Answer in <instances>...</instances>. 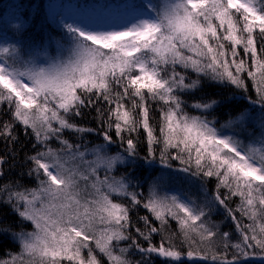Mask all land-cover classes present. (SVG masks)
I'll use <instances>...</instances> for the list:
<instances>
[{
  "label": "snow or ice",
  "instance_id": "snow-or-ice-1",
  "mask_svg": "<svg viewBox=\"0 0 264 264\" xmlns=\"http://www.w3.org/2000/svg\"><path fill=\"white\" fill-rule=\"evenodd\" d=\"M63 27L54 56L46 47L25 52L0 44V110L11 115L0 123V138L15 145L17 124L31 134L27 175L36 180L31 187L17 180L0 184V204L32 226L14 231L0 225V235L19 244L0 264H102L101 256L107 264H145L130 258L134 250L179 262L185 253L170 236L151 242L170 220L188 246L187 258L264 260V0H130L114 16L74 19ZM189 70L198 78L188 77ZM199 77L244 92L251 80L257 99L249 100L259 106L258 118L246 108L218 126L208 118L217 99L194 102L200 114H191L183 96L200 86ZM153 104L160 109L158 130ZM85 109L96 112L101 143L86 142L84 134L97 129L75 120ZM117 142L121 150L113 154ZM6 163L0 156V178ZM155 164L170 178L214 177L216 190L201 205L183 193L161 195V178L149 177V195L142 198L134 190L141 178L135 169ZM121 168L126 174H118ZM237 197L239 204L229 207L226 202ZM217 204L236 224L235 243L210 221ZM136 206L159 223L143 216L144 227L136 226Z\"/></svg>",
  "mask_w": 264,
  "mask_h": 264
},
{
  "label": "trees",
  "instance_id": "trees-1",
  "mask_svg": "<svg viewBox=\"0 0 264 264\" xmlns=\"http://www.w3.org/2000/svg\"><path fill=\"white\" fill-rule=\"evenodd\" d=\"M51 0H0V33L5 32L9 34L14 40L19 42V46L23 47L25 52H31L33 50L40 51L41 48L46 47L48 55H56V47L54 41L64 36L66 29L60 24L57 17H53L50 14L48 4ZM77 5H95L101 4L103 7H109L111 5L119 6L126 0H67ZM17 16L18 22L14 24L12 18ZM19 26V27H18ZM51 41V43H49ZM43 42V44H42ZM259 48V43H258ZM241 56L243 52L241 51ZM250 62V61H249ZM188 77L195 80L197 74L192 71L187 72ZM201 83L195 90L185 93L183 98L187 104V110L193 115H199L200 112L192 108V104L197 101H204L208 99H217L220 101L219 106L208 117L209 119L215 118L219 124H223L230 115L234 116L239 111L246 108H250L253 117L258 118L260 109L257 105H251V100L257 99L255 87L251 80L248 81V90L236 89L233 86L225 87L222 84L213 82L206 77H199ZM104 105L101 104V107ZM152 123L153 126L159 128L160 122V109L156 104L152 105ZM11 119V115L6 110H0V123ZM76 122L81 126L97 129L96 132L85 133L84 139L90 144L101 143L103 138L100 135V125L96 119V112L94 109H85L81 117L75 118ZM253 124L257 125L256 131L258 132V119L253 121ZM252 128V124L249 125ZM14 134L17 137L15 145H7L3 138H0V156H5V176L0 178V184L17 180L21 181L25 185L31 187L35 186L36 180L34 176L27 175L30 162L27 161V156L34 152L32 147L34 138L24 134L23 128L17 124ZM72 139L76 137L70 136ZM118 139V138H117ZM246 139V138H245ZM14 147L15 151H11ZM138 149L141 157L145 155L146 142L145 133L141 131L139 133ZM121 150L120 144L117 142L111 146V152L114 154L116 151ZM11 153V154H10ZM179 162H174V168L171 170L175 173L176 166ZM134 169H127V172H132ZM140 179L134 181L135 191L141 193L142 198H146L149 195V185L151 181L149 177H160V192L161 195H165V192L172 191L177 188L183 189L184 193L196 200L201 205L204 204L206 197L210 199L214 194L217 187L216 178L201 179L192 177L193 179L177 178L175 175L171 178L168 175V170L162 169V166L155 164L152 169H135ZM119 175L126 174L125 170L121 168ZM185 174V175H184ZM179 176H188L186 173H179ZM221 193H224V189L221 188ZM229 207L235 208L239 204V198H233L226 202ZM215 223L219 227L220 232H228L231 237V242L235 243L239 239V233L236 228L235 222L228 216L226 209L221 205H214L211 210ZM133 223L143 228V221L140 217L148 216L154 224H158L155 221L151 213L142 206H136L131 213ZM239 217V213H237ZM243 223H248L244 218H241ZM8 224L13 226L14 231H19L21 228L27 231H31L29 226L25 225V221L21 219L5 204H0V225ZM170 236L172 242L185 253V256L181 258V261L175 262L169 258L165 260L162 256L156 253L144 254L138 251H133L131 259L141 260L145 264H211V261H204L199 258H187L186 252L188 251L187 245L182 244V237L179 236L178 225L175 221H169V225L166 232L155 233L152 236V243L159 245L162 238ZM142 246L147 247L148 242L143 239L140 240ZM19 251V245L17 241L9 234L8 236L0 235V259L8 258L9 253H16ZM102 264H107V261L100 257ZM250 264H264V260H261L259 256L251 258Z\"/></svg>",
  "mask_w": 264,
  "mask_h": 264
},
{
  "label": "rangeland",
  "instance_id": "rangeland-1",
  "mask_svg": "<svg viewBox=\"0 0 264 264\" xmlns=\"http://www.w3.org/2000/svg\"><path fill=\"white\" fill-rule=\"evenodd\" d=\"M128 2H130V0H126L124 3H122L119 6L111 5L109 7H103L101 4L85 6V5H77L67 0H51L48 4V8H49L50 14L53 17H57L60 24L63 26L64 23H74V19H80V20H85V21L103 20L110 16H114L120 11L121 6ZM12 22L14 24H17L18 17L17 16L13 17ZM4 43L19 45V42L14 40L9 34L5 32H1L0 33V44H4ZM183 177L187 179H193L192 177L189 178L188 176H182V178ZM178 193H183L186 197H188L184 193L183 189L181 188H177L172 191L165 192V194H168V195L178 194ZM210 221L214 224L217 223L213 217L212 212L210 214ZM25 225L29 226L30 230L32 229V226L30 223L25 222ZM162 258H164L165 260H169V258H165V257H162ZM103 259L106 260V258H103Z\"/></svg>",
  "mask_w": 264,
  "mask_h": 264
}]
</instances>
